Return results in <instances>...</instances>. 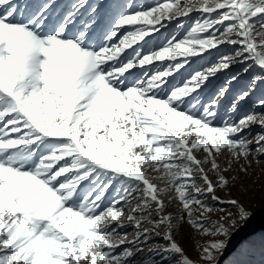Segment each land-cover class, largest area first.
Returning <instances> with one entry per match:
<instances>
[{"label":"snow or ice","instance_id":"obj_1","mask_svg":"<svg viewBox=\"0 0 264 264\" xmlns=\"http://www.w3.org/2000/svg\"><path fill=\"white\" fill-rule=\"evenodd\" d=\"M56 4L0 0V264H219L254 215L233 191L264 163V98L217 123L243 76L210 78L256 69L233 112L264 83V0ZM193 13L180 38L151 42ZM221 45L230 54L184 74ZM184 223L213 237L195 259Z\"/></svg>","mask_w":264,"mask_h":264},{"label":"rangeland","instance_id":"obj_2","mask_svg":"<svg viewBox=\"0 0 264 264\" xmlns=\"http://www.w3.org/2000/svg\"><path fill=\"white\" fill-rule=\"evenodd\" d=\"M71 2H73V0H57L54 11L59 12ZM88 2L96 3L97 0H88ZM99 2L105 3L106 5H111V7H116L117 4L125 3L126 0H99ZM133 3L135 6L139 7L140 5L154 4L155 0H133ZM81 18L87 19V15H85L83 11L81 12ZM197 18L198 14L193 13L190 17H181L171 21H164V27L160 28L159 33L152 34L151 42L163 43L166 41V39H171L173 36L180 38ZM232 47L233 46L230 45H221L219 50H209L208 53L204 54L203 59H197L194 63L190 62L191 67L186 66L184 74L187 75L188 72L200 67V65H204L205 67L210 66L209 62H215V60L219 58L220 54H230ZM166 63L167 62H165V64ZM156 66L159 67L161 65L159 62H157ZM151 67L152 66H146L145 70H151ZM237 72L243 76V79L240 80L239 84H236L235 82L232 83L231 89L228 93V99L225 100L223 104L218 106L219 116L217 117V123H223L224 120L237 119L239 116L252 109L259 99L264 98V83H261L257 87L251 89L249 97L240 103L238 111H228L227 109H230V104L228 101H230L240 91L241 87L248 83L250 77L255 74L256 69L253 68L248 73H245L244 66L234 64L230 66L229 69H226L223 72L218 73L215 77L210 78L211 84L209 85V89H211L213 86L219 88L221 85L227 87L231 76ZM134 74L140 75L141 70L139 68L135 69ZM131 79L132 77H128L129 81ZM179 79L180 77H177L176 81L172 82L176 83ZM209 89H206L205 93H207ZM205 93L201 94L202 99L204 98ZM256 110L259 111L260 109ZM251 131L253 134H255L260 132L261 129L258 126H252ZM261 160L264 161V157H261ZM257 176L259 177L258 179H256ZM156 182L159 183L158 181ZM249 184L252 186L247 192L241 195L239 192L234 190L233 196H236L238 199H240L241 202L246 205V207H250L254 215L248 221L245 227L232 235L226 251L220 257H222L228 251V249L235 243L239 236L250 232L256 225H264V205L261 203V192L264 190V163H261L258 166L253 165L252 176L249 178ZM217 194L222 197L224 195L223 193ZM172 207L173 205H168V208ZM215 207H222V205H215ZM229 210L232 211L233 209L229 208ZM221 214L222 213L220 212H215L211 214V218L216 219ZM127 230L129 232L132 231L131 227H129ZM177 239L180 240L182 246L185 248L186 254L189 255L190 258L195 259L197 255L195 250L196 243H203L205 240L213 239V237L199 236L186 223H184L181 225L180 235L177 237ZM222 264H264V229H260L254 234L243 237L235 250L225 256Z\"/></svg>","mask_w":264,"mask_h":264},{"label":"water","instance_id":"obj_3","mask_svg":"<svg viewBox=\"0 0 264 264\" xmlns=\"http://www.w3.org/2000/svg\"><path fill=\"white\" fill-rule=\"evenodd\" d=\"M260 229H264V225H256L250 232L244 234V235H241L237 238V240L235 241V243L228 249V251L222 256L219 258V264H222L225 256L229 253H231L232 251L235 250V248L237 247L238 243L242 240L243 237H246L247 235H250V234H254L256 233L258 230Z\"/></svg>","mask_w":264,"mask_h":264}]
</instances>
